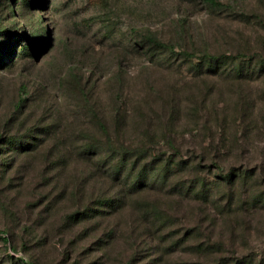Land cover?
<instances>
[{"label":"rangeland","instance_id":"374dc122","mask_svg":"<svg viewBox=\"0 0 264 264\" xmlns=\"http://www.w3.org/2000/svg\"><path fill=\"white\" fill-rule=\"evenodd\" d=\"M216 1L218 10L209 8L205 0H0V172L8 171L7 176L13 177L0 183V264H23L22 259L33 264H61V251L70 246L72 237L82 238L88 231L90 235L72 248L73 262L87 264L93 257L97 262L102 251L89 256L85 251L92 246L93 234L106 232V226L108 231L117 229L118 239L111 247H104L107 252L112 249L109 253L115 258L105 264H122L133 242L146 237L140 229L132 239L128 237L126 224L133 200L118 216L99 225L95 221L75 225L73 236L61 220L75 201L59 202L51 214L44 213L43 205L28 206L38 198L32 194L40 192L33 177L43 169V147L34 149L32 144L37 141L26 137L31 156L24 158L26 151L13 150L8 143L3 147L10 135L37 131L33 134L40 140L43 128L53 122L59 125V133L68 132L59 140L68 138L75 149L81 136L96 131L90 122H114L110 116L120 107L126 118L120 122L127 123L113 128L118 129L121 140L150 139L164 147L174 142L183 152L200 151L211 143V133L218 142L222 129L230 150L222 149L221 153L227 154L230 162L264 164V74L243 83L219 76L229 73L231 67H221L219 74L210 75L205 68L195 71L183 55L167 70L165 59H153L147 44L153 38L179 54L191 52L194 63L206 54L221 52L264 57V0ZM144 71L160 78V83H149L153 90L143 83ZM171 85L182 104L179 116L168 122L158 98L165 99ZM205 98H209L208 110L201 106L202 116L197 119L190 100L199 103ZM240 98L245 104L242 113V109L237 111ZM253 100L256 106L252 109ZM36 126L39 129H34ZM74 126L79 128L74 130ZM109 133L114 137L112 131ZM96 135L104 137L101 132ZM59 169L56 166L54 170ZM150 194V203L161 205L162 211L173 217L175 230L194 226L196 220L203 235L222 243L218 251L199 253L210 264L220 257L264 250V208L249 210L245 206L242 213L238 209L219 216L212 204L199 205L186 199L176 203V197ZM212 203L227 204L219 196ZM179 220L182 224L176 225ZM3 235L10 238L7 244L1 239ZM181 250L166 255L160 264H193L198 259L196 253ZM147 252L140 251L135 264L155 262L158 257Z\"/></svg>","mask_w":264,"mask_h":264},{"label":"trees","instance_id":"16d2710c","mask_svg":"<svg viewBox=\"0 0 264 264\" xmlns=\"http://www.w3.org/2000/svg\"><path fill=\"white\" fill-rule=\"evenodd\" d=\"M205 3L212 10L220 8V4L216 0H205ZM147 44L151 46L150 53L153 59L160 57L165 59L167 70L171 69L175 60L183 55L193 64L195 71L205 68L210 75L219 74L221 67H231L229 73L222 72L219 76L232 77L243 83L254 79L257 77L256 75L264 74V57H261L262 55H249L245 52H236L235 54L221 52L206 54L201 62L194 63L191 52L184 51L179 54L166 43L153 38L148 39ZM216 69H218L217 72ZM142 73L145 75L142 77L147 89L153 90V86L149 83L161 82L160 78L155 77L152 72L148 74L147 71H144ZM171 86V91H168L166 96L167 99L166 97L165 99L158 98L161 101L160 107L163 109V114L169 119L168 122L174 120L175 116H179L182 104L180 95L172 92L174 85ZM242 100L244 99L240 98L241 107L237 109V111L242 109L241 113L245 110ZM208 101L209 98L201 100V103H198L197 99L194 102L190 100L193 104L191 110L196 113L197 119L202 116L201 106L203 110H208L206 109ZM252 105L256 106L255 100H253L251 108ZM116 108L114 115L110 116V120L114 122H90L96 131H90L91 136H89V131L81 136L82 140L79 143L78 140L76 141L77 148L75 149L68 142V138L63 142L59 140V136L66 135L68 132L59 133V125L53 122L43 128L44 137L40 140L38 135L33 134L37 131L30 132L26 136H8L3 147H6L5 145L8 143L13 150L26 151L22 154L24 158L31 156V152H29L31 148H28L30 141L26 137L35 138L37 142L32 144L34 149L41 144L44 148L41 152L43 169L33 177V181L36 183L35 188L40 192L38 196L35 193L32 194L34 198H38L33 204L29 202L28 206L41 207L43 205L44 213L51 214L59 202L72 199L75 204L70 212L62 218L61 224L68 228V231H71L70 235L73 236L75 225H84L94 221L99 225L101 221L118 216L133 200V204L130 206L132 208L130 220L126 224L129 227L128 237L132 239L133 233L138 229L146 237L142 241L136 242L135 240L133 242L130 247L131 253L122 264H135L137 256L142 255L140 251L145 250L158 257L155 262L152 261L150 264H160L165 260L166 255L182 251L181 249L196 253L198 259L193 264H210L207 260H203V257L218 251L222 243L214 241L208 234L203 235L201 223L196 220L194 226L189 228L182 226L183 228L175 230L173 217L162 211L161 205L150 203L148 200L150 193H164L176 197L178 199L175 201L176 203L181 199H186L199 205L212 204L219 211L214 214H219V216L235 212L238 209L241 212L245 206L249 210L250 208L251 210L264 208V164L257 162L251 166L240 161L237 164L230 162L228 155L221 153L222 149L230 150L222 129L219 141L215 143L214 134L211 133L208 136L211 143L208 147H201L200 151L193 149L190 152H183L182 148L174 142L170 146L164 147L154 145L150 139L145 140L146 142L121 140L118 129L113 126L119 127L127 122H120L126 118L120 114V107ZM92 116L95 117L94 113ZM77 128L79 127L74 126V130ZM34 129H39V127L36 126ZM111 131L114 133V137L109 133ZM98 132L103 133L104 137L97 136ZM56 166L58 169L60 168L59 172H55ZM7 172L5 170L0 172V183L7 179H13L11 175L7 176ZM215 196L226 200V206L212 203ZM215 221L216 219L213 222ZM134 223L136 228H133ZM179 223L182 224L181 220L176 225ZM106 227L103 228V230H107L106 232L93 234L92 246L85 251L86 256L92 255L98 250L102 251L97 258L99 260L94 262L93 257L90 258L91 260L88 259L87 264L111 263L115 259L109 253L112 252V249L108 252L103 249L106 245L111 247L117 241L118 237H115L117 229L112 227L108 231ZM232 232H235L234 227ZM89 235L90 231L82 238L75 235L72 237L70 246L61 251L63 257L61 264L80 263L73 262L72 248H75L81 239ZM1 239L5 244L10 241L9 236L3 235ZM199 253L205 255L202 256ZM145 257L148 255L141 259L143 260ZM22 263L33 264L25 259H22ZM175 264L191 263L177 261ZM211 264H264V250L259 254L248 253L241 256L220 257L213 260Z\"/></svg>","mask_w":264,"mask_h":264}]
</instances>
